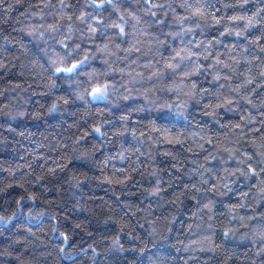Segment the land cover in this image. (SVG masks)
<instances>
[{
  "label": "clouds",
  "instance_id": "clouds-1",
  "mask_svg": "<svg viewBox=\"0 0 264 264\" xmlns=\"http://www.w3.org/2000/svg\"><path fill=\"white\" fill-rule=\"evenodd\" d=\"M0 264H264V0H0Z\"/></svg>",
  "mask_w": 264,
  "mask_h": 264
}]
</instances>
